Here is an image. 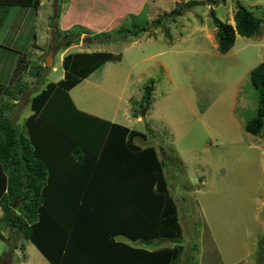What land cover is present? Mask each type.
Listing matches in <instances>:
<instances>
[{"label": "rangeland", "instance_id": "obj_1", "mask_svg": "<svg viewBox=\"0 0 264 264\" xmlns=\"http://www.w3.org/2000/svg\"><path fill=\"white\" fill-rule=\"evenodd\" d=\"M185 1L40 0L38 8L9 7L0 15V83L12 77V68L21 70L16 80L25 92L15 99L0 94V106L18 103L6 113L23 130L31 112L27 101L45 82L63 77L65 54L88 48L118 55L69 95L78 110L142 132L139 146L163 149L162 172L187 244L177 264H200L202 235H210L224 264H264V123L256 135L244 129L257 109L250 72L264 61V0H197L180 16L165 14ZM237 1L262 19L261 30L252 37L237 34L222 54L210 10L234 24ZM56 24L61 31L76 29L81 46L61 50L70 35H55ZM77 24L90 32L82 34ZM141 25L146 29L137 36L118 32ZM49 48L53 64L46 66ZM148 84L147 107L141 98ZM0 230V264H50L14 229Z\"/></svg>", "mask_w": 264, "mask_h": 264}, {"label": "trees", "instance_id": "obj_2", "mask_svg": "<svg viewBox=\"0 0 264 264\" xmlns=\"http://www.w3.org/2000/svg\"><path fill=\"white\" fill-rule=\"evenodd\" d=\"M198 3L178 2L165 14L180 16ZM11 6L38 8L40 0H0V15ZM210 15L216 28V48L222 54L234 44L237 34L252 37L261 30L262 19L238 1L234 24L221 21L213 10ZM154 22L161 24L159 19ZM77 25L82 28L80 32H88L85 26ZM145 29L141 25L128 28L127 34L123 29L118 32L137 36ZM73 31H61L56 24L55 35H70L61 50L78 42V33ZM118 58L109 51L65 54L63 77L45 82L27 101L31 112L23 130L6 113L18 103L0 106V226L10 227L29 240L50 264H92L85 261V250L71 248L85 243V235L142 238L147 246L153 238L160 244L182 237L178 205L162 172L164 161L159 149L136 144L135 139L144 136L140 131L78 110L69 95L84 78ZM38 70L35 68L36 75ZM20 74L21 70L13 69L5 85L0 83V94L15 99L24 93L25 88L16 80ZM250 80L257 91V109L244 129L256 135L264 123V61L251 70ZM151 90V85H146L141 98L147 107ZM116 194L122 197L121 202ZM0 239L4 240L1 230ZM120 245L128 249L127 244ZM130 249L126 264H177L183 253L180 243L152 251L133 247L131 253Z\"/></svg>", "mask_w": 264, "mask_h": 264}, {"label": "crops", "instance_id": "obj_3", "mask_svg": "<svg viewBox=\"0 0 264 264\" xmlns=\"http://www.w3.org/2000/svg\"><path fill=\"white\" fill-rule=\"evenodd\" d=\"M88 32H90V31H88ZM81 33L83 34V33H87V32H81ZM91 33H94V32L92 31ZM76 46H81V44L79 45L78 42H73L66 49L69 50L70 47L72 49H74V48H76ZM86 49L87 50L82 49L80 51L94 52L93 50H89L88 48H86ZM77 51H75V52H77ZM12 71H13V68L10 72H12ZM63 74H64V69H63ZM9 78L10 77L7 76L4 81H8ZM114 197L116 198V200L118 202H119V200L121 202L122 197L119 194H116ZM106 225L108 226V224H106ZM84 239L86 240L85 243L80 242L71 248H76V249L80 248L82 250H85V261L90 260L92 262V264H98V263H101V264H126L125 256L127 254H129V256L131 255L130 253H128V251H129L128 249H130V248L132 249L133 247L134 248L146 247L148 250L152 251V250H156L157 248H161L163 246H167V245L173 246L176 243H180L183 246L182 257H183V254L185 253V249L187 247V244H184L185 241L183 240V235L181 238H178L177 241H171L170 239H165L160 244H158V241L156 238H153L150 240L151 242H150V244H148V246H147V244H145V242H144L145 240H142V238H139L137 240H133V239L128 238L124 235H103V233H102L101 235H93V234L92 235H85ZM200 240H201L200 264H203V260L206 263L210 262V263H214V264H224L223 261H221V259H220L219 252L215 246V243H213L210 240V235H207L206 239H205L204 235H202ZM120 243L127 244L126 246L128 247V249H126V247L124 245H120ZM131 249H130V251H131ZM131 253H132V251H131ZM87 257H90V259ZM98 257H101V258L98 259ZM215 260L217 263H215ZM133 261H134V258H133Z\"/></svg>", "mask_w": 264, "mask_h": 264}, {"label": "water", "instance_id": "obj_4", "mask_svg": "<svg viewBox=\"0 0 264 264\" xmlns=\"http://www.w3.org/2000/svg\"><path fill=\"white\" fill-rule=\"evenodd\" d=\"M81 40H82L83 42H85V41H88L89 38H88L87 36H83V37H81ZM52 60H53V57H52V50H51V48H49V53H48V55L46 56V59H45V65H46V66H51V65L53 64ZM144 110H145V108H143V110H142V112H141V115L144 114ZM159 152H160L161 158L165 159V157H164L165 154H164L162 148H159Z\"/></svg>", "mask_w": 264, "mask_h": 264}, {"label": "clouds", "instance_id": "obj_5", "mask_svg": "<svg viewBox=\"0 0 264 264\" xmlns=\"http://www.w3.org/2000/svg\"><path fill=\"white\" fill-rule=\"evenodd\" d=\"M84 36H86V35H84ZM52 57H53V55H52Z\"/></svg>", "mask_w": 264, "mask_h": 264}]
</instances>
